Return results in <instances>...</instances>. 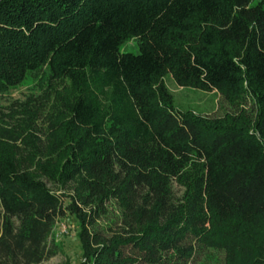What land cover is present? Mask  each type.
I'll return each mask as SVG.
<instances>
[{
  "label": "trees",
  "instance_id": "16d2710c",
  "mask_svg": "<svg viewBox=\"0 0 264 264\" xmlns=\"http://www.w3.org/2000/svg\"><path fill=\"white\" fill-rule=\"evenodd\" d=\"M166 75L230 110L178 109ZM27 77L50 116L0 124V264L57 255L67 213L80 264H264V0H0V94Z\"/></svg>",
  "mask_w": 264,
  "mask_h": 264
},
{
  "label": "rangeland",
  "instance_id": "374dc122",
  "mask_svg": "<svg viewBox=\"0 0 264 264\" xmlns=\"http://www.w3.org/2000/svg\"><path fill=\"white\" fill-rule=\"evenodd\" d=\"M121 52H138L137 43L127 41L120 46ZM165 83L173 94L174 104L178 109H191L207 116H221L230 107L216 91H204L191 87H181L170 75H166ZM50 116V93L38 79L27 77L18 87L0 94V124L7 128H15L19 132L26 125H32L34 132L41 139ZM51 186V184H49ZM53 187V186H51ZM174 190H180L175 185ZM67 194L72 190L65 189ZM68 204L69 197H64ZM1 212V207H0ZM1 222V219H0ZM79 225L74 216L67 213L54 227L51 238L58 245V254L41 264H80L83 262L81 244L78 239ZM197 264H224V253L209 250Z\"/></svg>",
  "mask_w": 264,
  "mask_h": 264
}]
</instances>
